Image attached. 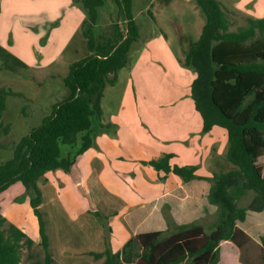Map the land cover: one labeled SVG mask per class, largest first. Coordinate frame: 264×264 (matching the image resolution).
Listing matches in <instances>:
<instances>
[{"label":"trees","instance_id":"obj_1","mask_svg":"<svg viewBox=\"0 0 264 264\" xmlns=\"http://www.w3.org/2000/svg\"><path fill=\"white\" fill-rule=\"evenodd\" d=\"M195 1L205 21L199 37L188 42L182 63L196 74L191 97L202 117V132L214 126L226 130L225 160L232 167L205 177L211 182L209 201L217 206L214 228L206 233L192 223L175 231L167 228L140 233L135 237L142 246L136 264H236L231 259V244L238 250L239 264H264V234L260 243L247 237L238 244L234 237L241 231L236 220H243L247 209H264V18L249 17L245 25L230 30L229 16L219 0ZM73 2L85 11L80 32L89 53L69 64L63 77L66 97L53 103L49 114L14 145L12 158L0 163V192L21 182L37 219L43 256L27 264L52 262L38 182L48 171L68 172L78 156L94 145L103 126L104 89L116 81L119 69L127 64L128 50L138 35L132 0H114L124 28L115 21L108 34L98 36L94 31L98 7L104 0ZM0 58L7 69L26 66L2 46ZM11 94L15 92L10 88L0 89V125L6 96ZM172 156L166 153L143 163L163 172L160 178L167 174L182 181L200 178L196 166L171 163ZM246 191L254 193V201L241 206L238 200ZM5 222L0 214V264H19L22 247L30 248L33 241L14 224L3 228ZM89 253L96 260L102 259L100 264H117L118 255L109 244L103 251Z\"/></svg>","mask_w":264,"mask_h":264},{"label":"crops","instance_id":"obj_2","mask_svg":"<svg viewBox=\"0 0 264 264\" xmlns=\"http://www.w3.org/2000/svg\"><path fill=\"white\" fill-rule=\"evenodd\" d=\"M194 6L191 0H157L155 11H148L153 18H173L185 27L183 33L170 31L169 39L176 43L174 48L157 44L162 49H155L158 53L162 50V56H159L161 65L173 75L181 73L182 78H170L172 85L168 87H173V90L167 92L158 87L155 101L143 104L146 108L143 116L134 107V115L133 110L130 113V126L121 121L123 127H120L117 117L105 112L102 101L103 126L95 137L94 145L78 156L68 173L60 174L66 183L77 189L84 202L79 208L88 212L96 206L109 209L107 204L111 198L105 193L120 185V194H117L120 201L116 200L123 209L121 212L111 209L109 215L117 220L112 219L108 223L109 242L111 249L120 253L118 260L123 258L126 264L137 262L142 246L135 237L140 233L166 231L167 228L175 231L192 223L206 233L214 228L218 219L217 206L209 201L211 182L205 177L232 167L225 160L228 146L226 130L214 126L203 133L202 117L195 109L192 97H189L196 74L182 62L188 42L199 37L205 21L198 5ZM165 7L167 10L163 14L161 11L157 13ZM228 11L231 16L245 19L264 18V0H234L229 4ZM84 18L85 11L73 0H0V46L18 57L26 65L24 68L48 72L52 64L63 57L66 49L76 53V44L70 46L81 34ZM196 24L198 28L194 29ZM169 39L166 37V41ZM158 41L161 42V39ZM172 49L175 55H164ZM117 80L105 87L103 99L105 91L108 95V87H115ZM162 93L165 96H161ZM133 125L137 132L130 130ZM166 153L173 155L171 163L196 166V174L200 178L182 181L173 174L160 178L163 172L158 173L143 163ZM84 163L88 165L86 171ZM57 171L53 172L60 173ZM45 175L48 176V172ZM235 225L241 230L234 235L236 243H244L247 237L260 243L264 234V209H247L244 219L236 220ZM98 233L103 247L78 251L87 253L92 259L91 264H100L102 259H94L89 252H100L105 248L103 231L98 229ZM231 245L234 247L231 259L239 264L238 250Z\"/></svg>","mask_w":264,"mask_h":264},{"label":"rangeland","instance_id":"obj_3","mask_svg":"<svg viewBox=\"0 0 264 264\" xmlns=\"http://www.w3.org/2000/svg\"><path fill=\"white\" fill-rule=\"evenodd\" d=\"M233 1L221 0L225 12H229V4H232ZM156 4L157 0L132 1V14L138 27V35L128 50L127 64L120 68L117 73L116 86L108 87V95L106 90L105 98H102L105 112L114 118L117 117L120 127H123V124L131 125L130 113L133 110L134 115V107L143 116V111L146 109L143 104L146 102L152 104L155 101L158 97V87H163L165 91L169 92V89L173 90V87H168L172 85L170 78L172 76L182 78L180 72L173 75L166 66L160 64L159 56H162L160 54L162 50L158 53V50L155 49H162L157 47V44L162 47L166 46V48H174L176 43L169 39L170 31L183 33L185 27L176 23L173 18H153L148 11H155ZM191 4L194 6L196 1L191 0ZM78 5L84 10L81 4L78 3ZM193 8H197V6ZM166 10L165 7L164 10H157V13L161 11L163 14ZM227 14L230 15V13ZM115 21H118L121 29L124 28V23L114 0H104V4L98 7L95 35L108 34L112 23ZM229 21L230 30H235L238 26L247 23V19L235 15H230ZM52 24L54 23H50V25ZM197 28L198 25L194 26V29ZM166 37L171 42L166 41ZM159 39L161 42L158 41ZM78 41L79 43H77ZM72 42L70 48L76 44V53H73L71 49H66L63 57L52 64L48 72L32 71L24 67H15L13 70L7 69L3 65L2 58H0V89L10 88L15 92L13 95L6 96L5 109L1 115L0 163L12 158L13 147L19 139L39 124L42 117L51 111L53 103L64 99L68 94V89L63 83V77L68 71L69 63L89 53L83 35H77ZM171 54L175 55L173 49L164 55L169 56ZM188 69L192 70L189 67ZM161 96L165 95L162 93ZM129 97L131 99L128 100ZM189 97L191 98V95ZM140 124L146 128L143 122ZM4 127H7L6 131H4ZM130 130L137 132L134 125L131 126ZM139 136L141 135L139 134ZM87 167L88 165L84 163L85 171ZM57 172L60 173L48 171L49 175H44L38 182L43 194L40 210L45 219L51 256L53 257L51 264H74L75 262L77 264H91V257L85 252L81 254L78 251H84L86 248L96 250L103 247L99 242L98 229L103 231L104 247H107L108 244L110 247V230L106 225L108 226L112 219L117 220L114 216L109 215L112 208L119 212L123 209L120 202L117 201L119 200L117 194H120V185H116L109 193H105V196L111 198L107 204L110 206L109 209L96 206L95 209L88 212L87 209L79 208L84 202L81 200L77 189L71 183H66L60 176L61 173L68 172L62 169H58ZM29 197L19 181L10 184L0 192V214L6 218L3 228H7L10 223L14 224L33 241L30 248L28 246L22 247L19 264H27L32 260L41 259L43 256L42 248L39 245L37 219L32 212ZM253 201L254 193L247 191L239 204L249 206ZM116 253L119 257L120 253ZM117 264H126V261L123 258L117 259Z\"/></svg>","mask_w":264,"mask_h":264}]
</instances>
